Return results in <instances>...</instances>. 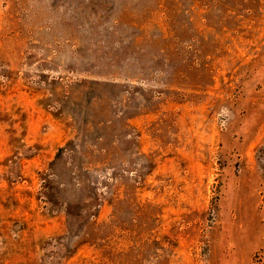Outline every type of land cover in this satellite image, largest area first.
I'll return each mask as SVG.
<instances>
[{
	"label": "rangeland",
	"instance_id": "1",
	"mask_svg": "<svg viewBox=\"0 0 264 264\" xmlns=\"http://www.w3.org/2000/svg\"><path fill=\"white\" fill-rule=\"evenodd\" d=\"M0 264H264V0H0Z\"/></svg>",
	"mask_w": 264,
	"mask_h": 264
}]
</instances>
